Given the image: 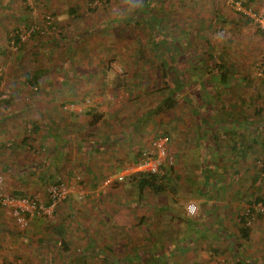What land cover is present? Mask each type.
<instances>
[{"label": "rangeland", "instance_id": "1", "mask_svg": "<svg viewBox=\"0 0 264 264\" xmlns=\"http://www.w3.org/2000/svg\"><path fill=\"white\" fill-rule=\"evenodd\" d=\"M149 1L0 0V198L20 190L27 200L20 220L13 207L0 208V264H114L111 256H128L139 247L157 257L169 253L172 258L164 264H236L233 250L223 253V242L209 237L208 230L213 217L221 219L227 234L234 233L239 215L254 204L249 203L252 194L264 198L259 143L264 136V0ZM156 21L159 32L153 37L147 25ZM129 23L138 26L133 30ZM33 30L38 32L30 36ZM169 30L189 33L184 40L192 41L194 56H171L164 36ZM17 31L20 50L12 44ZM212 45L216 64L229 69L226 86L219 81L223 70L211 60L199 69L195 55ZM168 55L173 62L163 73L158 67ZM183 80L196 82L193 89L201 82L200 93L212 95L209 103L199 101L202 107L188 89L175 94L173 108L165 110L161 103L163 110L156 112L164 83L175 89ZM88 107L101 114L96 123L86 117ZM32 123L39 125L35 140H30ZM164 132L174 159L168 164L169 188L151 196L124 179L114 183ZM67 134V148L52 151ZM20 139L25 147L8 149ZM231 146L244 153L230 151ZM99 147L103 150L97 152ZM87 156L111 183H92L82 166ZM51 173L70 193L64 202L46 206L47 190L55 185L48 180ZM175 186L176 193L170 190ZM180 198L194 203L193 214L177 204ZM116 216L122 221L111 226ZM56 223L68 253L57 250ZM200 227L206 231L200 234ZM248 227L249 240L238 235L240 252L251 264H262L264 216L251 218Z\"/></svg>", "mask_w": 264, "mask_h": 264}, {"label": "trees", "instance_id": "2", "mask_svg": "<svg viewBox=\"0 0 264 264\" xmlns=\"http://www.w3.org/2000/svg\"><path fill=\"white\" fill-rule=\"evenodd\" d=\"M144 3H146V5H148L151 2L149 0H144ZM143 9H145V8H143ZM140 10H137V12H141ZM144 11H145V14H148V13H146V10H144ZM160 21L161 20L158 19V22H160ZM158 22L156 21V23H154L153 25H147L148 27H150V33L153 35V37H154V35L157 36V32L155 30H158V26H155V25H158ZM150 23H151V20H150ZM129 25H130V28H132L133 30H135L137 28V26H138L137 23H129ZM25 28L26 29H29V26L26 25ZM17 32L18 33L17 34H14L13 37H12V40H13L12 41V44L15 45L16 49L20 50V49H22V44H21V39H20V32L19 31H17ZM37 32H38L37 30L31 31L30 36L31 35H34ZM158 32H159V30H158ZM188 35H189V33L188 32H183V30L177 31V32L176 31L173 32V31H170L169 30L166 34H164V36L166 38H168V40L165 43L167 45V49H169V53H170V50H171V53H172L171 56H173V53L174 52H180L181 56H186V57H190L191 55L194 56V52H193L194 50L191 48L192 45H193L192 41L190 39L189 40L188 39H185L184 40V38L186 36H188ZM177 42H181V43L178 44ZM207 47L208 48H206V50L203 52L202 55L201 54L200 55H198V54L195 55L196 58H198L197 62H199V64H198L199 65V69H200V65L204 66V68L206 69V66L208 64V60H211L214 63V66L215 67H218L220 69V71L223 70L220 73L219 81H220V83L222 85L226 86L228 84L227 75H228L229 69L226 66H224L223 64L222 65L216 64V62L214 61L213 54H212V50L214 48L213 45L212 46H207ZM172 49H173V52H172ZM169 59H170V61H168ZM169 59L168 60H165L164 62H163L164 59L161 60V65L158 67L161 70V72L164 73V70L165 69L166 70L168 69V65L169 66L172 65L171 63L173 62V58H171L169 56ZM104 76L105 75L103 74L100 77V82L103 85H105ZM173 76H174V78L171 79V80L174 81L175 78H176V76L175 75H173ZM31 78H33V82L35 81V84L37 85V83H36V80H37L36 74L32 75ZM26 79L27 80H30V78H28V77ZM114 82H115V84H117L116 86H119L120 83H121L119 77L117 78V80H114ZM174 82L177 83L176 80ZM182 82H185V81L183 80V81L179 82L176 87L174 85V88L175 89H173V88L171 89L169 87V85L167 86V84L164 83V88H166V93L162 97V100H159V102L156 104L157 105V108L154 109L156 112H158L159 110L162 109L161 108V103L163 104V109H165V110H170L171 108H173L174 105H175V103H176V101H175V94L176 93H179L181 91L183 92V91L188 90V89H189V91L187 92V95L192 96L193 97V100H195V102L198 103V104H200V105H201V103L199 101H204L203 103H206L207 104L212 99V95L210 93L207 94V95H204V94L202 95L200 93V88H201V85H202L201 82H198L197 83V87L195 89H193L192 86L194 84H196V82L190 81V80L188 82H185V83H182ZM215 89H217V88H215ZM215 99L218 100V97H216ZM201 106L204 107V105H201ZM94 111H95V109H92L91 107H88L86 109V113H85L86 117L87 116H90L88 119H89V122H92V123H96L97 118H99L101 116V114L98 113V112L95 115ZM46 121H50V120H46ZM216 123L217 122L212 123V125H215V129L218 126ZM205 124H207V123H205ZM41 126H44L43 123L41 124ZM47 126L48 125H46V124L44 126V127H46L45 128L46 129V134L54 136L53 133H52V130L49 129V128H47ZM31 128L33 130V137L30 140H35V135L37 137L39 136V134H38V132H39V125H37L35 123H32ZM86 128H87V126H86ZM68 130H70V129L68 128ZM86 130H88V128L85 129V131ZM214 132L213 133L211 132V135H212V143H213V145L214 144L216 145V141H215L216 140V138H215L216 136L214 135L215 134ZM158 137H167V139H168V142H167V153H168L169 152L168 151V144L170 142V135H169V133L168 132L160 133L159 135L156 136V138H158ZM30 140H29V142H32ZM68 140H69V134H67V136L65 137V139H62V141H61L62 143L59 144L58 147L52 146L51 150L52 151H55V150L61 151V150L65 149V148H67V142H68ZM107 140H109V139H107V137H106V142H107ZM27 141H28V139H27ZM109 141H110L109 142L110 144L112 143L114 145L115 140L110 139ZM85 142H89V141H87V140H81V144L82 145ZM252 142L254 144H257L258 143V141L254 140V139L252 140ZM93 143H96L99 146V145L105 143V141L93 142ZM259 143H260V146L264 149V136H263V139L261 141H259ZM12 145L13 146L12 147L11 146L8 147V149L15 150V148L25 147L26 146V140L25 139H20L18 141L17 140L16 141L13 140V144ZM240 147H242V145ZM240 147L236 148L235 146H231V147H228V148L230 149V151H233V152L238 151V153L240 155H242L244 153V149H240ZM80 148H79V150H81ZM99 149H103V148H100L99 147ZM99 149L97 150V152L100 151ZM196 153L198 154V152H196ZM170 156L172 157V155H170ZM137 157H136L137 159H135L132 162V164L136 163L141 158V151H139L137 153ZM85 159H86V161H84L82 163V166H84L85 170L87 171L86 174L88 176H90V178L92 180V183H96V181L103 180V179L105 181L106 178H107V176L100 177V174H103L101 172L102 169H96V166L94 165V163H93V161H92V159H91L90 156H87ZM55 163L56 164L59 163L58 162V158H55ZM172 163H174L173 157H172ZM167 164L168 163H165L164 165H161V167H160V169H159V171L157 173L152 174V173H149V172H147V173L136 172V173H132L130 175H127L124 178V181H127V182L131 183V185L134 187V189L138 193H141L142 191H146L151 196L152 195H157V196L159 195L160 196L161 194H163L169 188V186L166 185V183H167L166 182L167 181V176H169V173L168 172L170 171V169H168L169 165H167ZM19 171H21V170L18 169V172ZM49 177L50 178H48V180H50V183L51 184H55L56 185V184L61 183V179H60V177H59L58 174L56 175V174H52L51 173L49 175ZM256 179L257 178L254 176L253 177L252 185H254V182H255ZM104 181H102V182H104ZM118 182H117V180L114 181V183L120 184ZM80 183H83V185H86V183L84 182V180L83 181L80 180ZM218 183H219L220 187L223 186L221 188L226 187L224 185V183H222V182H218ZM92 186H94V184H92ZM170 190L172 192H175V193L177 192L176 186L175 187H170ZM198 192H199L198 194H200V195H204L205 194V193L204 194L201 193V189H199ZM208 194H209V192H208ZM233 194H238V193L235 191ZM12 197L17 198V199H23V198L26 197V194H25L24 191L14 190ZM251 197L252 198L249 200V203H252V202L254 203L252 205L253 208L250 207L249 209L246 210L245 213L239 215V217H238V219L236 221V230L234 231V233L227 234L226 231H225V228H224V226L222 224V222L220 221L221 219L220 218H217V219L215 218L214 219L213 217L211 219L212 222H213L212 229L211 230L210 229L208 230V236L209 237L214 236V239H218L220 243H221V241L223 242V244H222L223 245L222 246L223 250H221L223 253H224V251L227 250V248L228 249H231V252L233 250V252H234L233 257L235 259L233 261L236 262V264H240V263H243V264L244 263L245 264H251L250 262H248L249 261V258L247 257V259H246L245 257H243L244 255H242L241 252H240L241 245L239 243L238 235L243 240H249L250 239V231H251V229H250V227H248V222L254 216H256V217H262V216H264V212H259L258 211V212H256L257 213L256 215L253 213L254 212V210H253L254 209V206L256 204H258V203H264V198L263 197H260L259 195L254 196L253 194H252ZM66 199H67V197L63 199V202ZM140 200H141V197H139V201ZM179 200H184V199H181L180 198ZM179 200H177V204H178V201ZM45 205L46 206L50 205V200L49 199L45 202ZM136 205L137 204H135V206H134L135 209L140 207V206H136ZM201 205H200V207H201ZM1 207L2 206L0 205V208ZM200 207H199V209H201ZM141 212H143V211H141ZM24 214L27 215L28 213H24ZM113 216H114V213H113ZM144 217H145V214L144 213L138 214V218L139 219L142 220ZM158 217H160V216H158ZM120 221H122V218L120 216H116V220H113L112 221L111 226L113 224H116L117 225V223H120ZM200 225H201V223H200ZM53 226L55 227L56 234L60 237L59 245L57 246V250H61V251H64L65 253H68L69 252L68 243L63 239L62 232L60 233V229H61L60 227H62V226L60 225V223L53 224ZM200 230H201V231H199L200 234L202 232L206 231V230L202 229L201 227H200ZM222 235H223V238L225 237V238H227L229 240L228 245L225 244V243H227L226 242L227 239H222L221 238ZM190 238H191V236H190ZM162 241L163 240H161V242ZM189 243H191V239H190ZM107 245L105 246V249H108V252L110 253L112 251V248H111V246H107ZM127 246L128 245H126V247ZM187 249H189V247H186L182 252L186 251ZM214 250L217 251L216 249H214ZM85 251H87V248L86 249L84 248L83 252H85ZM127 253H128V251H127ZM163 253L165 254V251ZM161 254H162V252H161ZM79 255H82L83 256L84 254L83 253H80ZM148 255H150V257ZM76 258H78V257H76ZM104 258H109V257H107V255H106ZM112 258L113 257L111 256V258H109V259H110L111 262H114V264H124V263H126V264H164L166 262V260L172 258V256L168 253L167 256L157 257V256L154 255V252L149 253L148 250H143V247H139L138 249H136V251L129 252V255L128 256L122 254L120 256H117V255L114 256V259H112ZM136 261H138V262H136ZM139 262H141V263H139ZM76 264H85V263H79L78 262ZM230 264H232V263H230ZM262 264H264V263H262Z\"/></svg>", "mask_w": 264, "mask_h": 264}, {"label": "built area", "instance_id": "3", "mask_svg": "<svg viewBox=\"0 0 264 264\" xmlns=\"http://www.w3.org/2000/svg\"><path fill=\"white\" fill-rule=\"evenodd\" d=\"M167 137H158L156 138L149 149H145L141 152V158L134 163L131 167H126L122 169L121 175L116 177V180L120 181L123 180L127 175L136 172H143V173H157L161 167L165 163L171 164L172 157L167 153ZM167 164V165H168ZM113 179L108 177L104 182L111 183ZM68 186L64 184H56L54 187H50L47 190L48 199L50 200V206L55 205L58 201L63 200L69 195ZM80 198V197H79ZM27 202L25 199H17L12 196H5L0 198V205L1 206H10L13 207V214L17 216V219L20 220V211L23 210V203ZM178 204L185 209H187L188 214H193L195 212V205L188 200H179ZM18 207H17V206ZM32 205H38L36 202H33ZM20 207V208H19ZM22 207V208H21ZM258 207V208H257ZM22 209V210H21ZM255 212H264V203H258L255 205ZM28 211V210H26ZM24 225V224H22Z\"/></svg>", "mask_w": 264, "mask_h": 264}, {"label": "crops", "instance_id": "4", "mask_svg": "<svg viewBox=\"0 0 264 264\" xmlns=\"http://www.w3.org/2000/svg\"><path fill=\"white\" fill-rule=\"evenodd\" d=\"M103 74H104V73H103ZM103 74H102V75H103ZM99 150H103V149H99ZM96 151H97V150H96ZM131 156H132V155H131ZM96 161L99 162L98 160H96ZM55 164H56V163H55Z\"/></svg>", "mask_w": 264, "mask_h": 264}]
</instances>
